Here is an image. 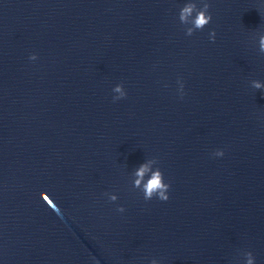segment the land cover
Here are the masks:
<instances>
[{"label": "water", "instance_id": "1", "mask_svg": "<svg viewBox=\"0 0 264 264\" xmlns=\"http://www.w3.org/2000/svg\"><path fill=\"white\" fill-rule=\"evenodd\" d=\"M187 2L0 0V264H264V0Z\"/></svg>", "mask_w": 264, "mask_h": 264}, {"label": "clouds", "instance_id": "2", "mask_svg": "<svg viewBox=\"0 0 264 264\" xmlns=\"http://www.w3.org/2000/svg\"><path fill=\"white\" fill-rule=\"evenodd\" d=\"M201 7H198L195 0H189L185 3L179 10L178 19L181 24L188 25L190 27H185V34L187 36H192L196 31H202L211 21L212 15L209 11L211 5L208 0H200ZM193 13L195 15L193 16ZM191 17V20L189 18ZM215 30L209 32V39L212 42H215ZM258 48L261 54H264V34L259 36ZM30 60L35 61L37 56L35 54L29 57ZM180 84V93L181 98L183 97V82L178 80ZM251 85L255 89H264V83L253 80ZM115 95L112 97L113 102L119 101L126 98V91L124 90L123 84H117L113 89ZM215 156H223L224 152L222 150H217L214 153ZM159 163L157 158L148 160L146 163L141 164L136 171L134 172L135 179L133 181V187L139 189L143 193V197L146 201L153 199L154 197L161 200L167 201L169 199V189L171 185L165 182L164 175L159 167H156L154 170L151 168L153 164L157 165ZM150 173V175H149ZM108 196V199L112 202H115L118 197L115 194L105 193ZM117 211L123 212L124 208L118 207ZM244 256L246 258V264H255V257L251 251L245 252Z\"/></svg>", "mask_w": 264, "mask_h": 264}, {"label": "snow or ice", "instance_id": "3", "mask_svg": "<svg viewBox=\"0 0 264 264\" xmlns=\"http://www.w3.org/2000/svg\"><path fill=\"white\" fill-rule=\"evenodd\" d=\"M45 199H47V197H45Z\"/></svg>", "mask_w": 264, "mask_h": 264}]
</instances>
